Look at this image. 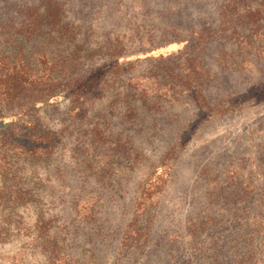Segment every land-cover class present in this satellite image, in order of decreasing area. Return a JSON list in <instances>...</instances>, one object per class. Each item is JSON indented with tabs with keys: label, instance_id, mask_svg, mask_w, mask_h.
Returning a JSON list of instances; mask_svg holds the SVG:
<instances>
[{
	"label": "rangeland",
	"instance_id": "rangeland-1",
	"mask_svg": "<svg viewBox=\"0 0 264 264\" xmlns=\"http://www.w3.org/2000/svg\"><path fill=\"white\" fill-rule=\"evenodd\" d=\"M47 1L0 0V25L20 24L26 8ZM237 1L60 0L90 43L119 34L132 50L168 31L209 32L198 57L206 100L167 85L133 119L120 103L98 102L104 133L117 141L113 156L99 154L95 165L71 137L47 163L23 165L31 194L0 206V264H236L234 245L244 241L264 261V26L245 23L252 1ZM227 5L233 21L221 31ZM148 66L141 60L124 79ZM51 117L60 124L59 111ZM224 181L233 186L218 189ZM212 192L226 194V204ZM137 227L141 241L125 248Z\"/></svg>",
	"mask_w": 264,
	"mask_h": 264
},
{
	"label": "trees",
	"instance_id": "trees-1",
	"mask_svg": "<svg viewBox=\"0 0 264 264\" xmlns=\"http://www.w3.org/2000/svg\"><path fill=\"white\" fill-rule=\"evenodd\" d=\"M250 1L245 23L251 28H261L264 0ZM233 9L228 5L223 8L221 31H226L232 23ZM25 11L20 24L0 25V43L14 46L0 47V206H17L28 199L31 192L24 187L20 173L23 165L47 163L65 148L71 137L79 153L95 165L99 154L103 160L113 156L115 148L111 146H116L117 141L104 133L106 118L103 109H98V102L120 103L125 107V116L133 119L138 114L136 107L153 97L160 98L167 85L193 91L196 99H192L198 105L206 100L199 88L198 57L209 32L200 29L168 31L158 37H147V44L131 50L126 48L128 41L124 40V35L119 34L100 43L85 41L79 24L65 15L60 0L35 4ZM28 15L33 19H27ZM236 20L241 21L242 16ZM17 34L34 41L32 47L21 44L19 37H15ZM233 34L242 36L238 32ZM174 44L181 47L163 52ZM141 60L148 62L146 70L124 79V74ZM222 109L219 106L217 111ZM51 110L60 112L59 125H51ZM88 117L91 119L85 128ZM103 146L107 148L102 150ZM228 184L233 186V182L224 181L218 189ZM225 195L212 192L211 201L224 202L219 198ZM145 197L143 192L137 207L139 212L144 210ZM232 199L235 205L238 201ZM139 228L125 237V248L141 241ZM251 244L248 241L235 243L236 264H264L255 258Z\"/></svg>",
	"mask_w": 264,
	"mask_h": 264
}]
</instances>
